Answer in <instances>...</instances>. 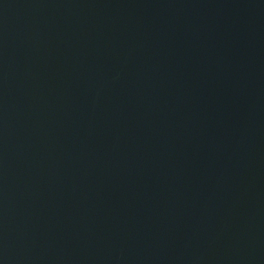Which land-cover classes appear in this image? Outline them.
Listing matches in <instances>:
<instances>
[{
    "label": "water",
    "instance_id": "water-1",
    "mask_svg": "<svg viewBox=\"0 0 264 264\" xmlns=\"http://www.w3.org/2000/svg\"><path fill=\"white\" fill-rule=\"evenodd\" d=\"M0 264H264V0H0Z\"/></svg>",
    "mask_w": 264,
    "mask_h": 264
}]
</instances>
